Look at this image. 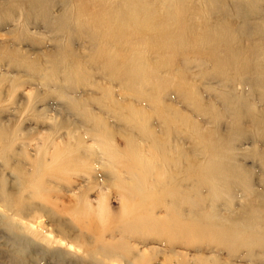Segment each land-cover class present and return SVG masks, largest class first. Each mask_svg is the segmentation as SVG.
<instances>
[{
    "label": "rangeland",
    "instance_id": "374dc122",
    "mask_svg": "<svg viewBox=\"0 0 264 264\" xmlns=\"http://www.w3.org/2000/svg\"><path fill=\"white\" fill-rule=\"evenodd\" d=\"M193 1L208 16L229 10L221 0H0V264L248 263L227 242L245 236L247 193L208 167L235 165L264 196V84L227 77L196 46L149 38L159 26L132 21L151 5L169 27L174 6L202 34ZM240 16V43L264 44V22ZM118 18L128 39L116 38ZM112 71L144 77L155 98Z\"/></svg>",
    "mask_w": 264,
    "mask_h": 264
},
{
    "label": "bare ground",
    "instance_id": "6f19581e",
    "mask_svg": "<svg viewBox=\"0 0 264 264\" xmlns=\"http://www.w3.org/2000/svg\"><path fill=\"white\" fill-rule=\"evenodd\" d=\"M140 1H143V0H140ZM218 1L220 0H211V2L209 3V6L205 8L210 9L211 5ZM256 1L258 0H223V1L221 0L222 2L221 7L223 8L224 6H227L229 7V10L223 11V9H219L216 12V14H210L209 16L205 15L204 12H202L203 7L201 6L199 2L195 3V1H193L192 10L195 11L196 9L197 12L200 14L201 18H203L204 20L208 22V26L205 28L202 34L198 33L199 23L191 21L189 18H186V16H181L180 13H177L174 6H172V8L170 9L172 11H170V13L168 14H171L173 17H175L176 20L171 25H169V27L167 26L166 17L164 16L165 14H155L156 9L154 11L151 5H148L147 7H145L148 10V11L145 10L147 11V13H149L148 15L152 14L151 17L148 16L147 20L138 19L136 21L134 18V20L132 19V21L135 23V25L139 29L145 26L146 24L148 25L149 23L150 24L154 23L155 25L159 26L156 33L148 34L149 38H156L158 36L161 38L163 37L161 33H166L177 41L183 40V42H180L182 45L177 44L178 46H182V47L196 46L197 47L195 51L196 56L198 58H202V57L206 58L211 63V66L214 69L222 70L223 72H225V74H227V77H232L236 75L239 76L240 74L254 73L261 79V83L264 84V51H263L264 44L252 42L251 40H254L253 38L254 36L250 38V40L248 41V44H241L240 43L241 42L240 41L241 32H239L238 30L236 31L237 21L240 20L238 19V16L241 15L239 14L240 8L245 9L247 7L248 9H250V6L254 4V2ZM262 1L264 3V0ZM233 2L235 3V6L231 8V5L233 4ZM132 6L135 7V5H132ZM136 8H137V5H136ZM136 8L134 9L137 10ZM145 8H142V9H145ZM250 10L249 11L247 10L239 18L242 19L243 16L245 17L246 15H248L249 19L258 18L262 22H264V8L263 10H261L262 12L260 14H256ZM237 11H238V14H236ZM134 12L136 14V11ZM188 12L189 10L186 11V14H188ZM189 13H190L189 15H193L192 12H189ZM243 20L246 21L245 19ZM120 21L122 20L114 22V24L111 25L112 28L116 29V32H117L116 38L123 39L126 37H130L129 35L122 34L118 30V28H120L119 27ZM176 47H172V50L175 51V53L178 52V50L175 49ZM204 47L205 49L202 50L201 48H204ZM218 51H220L222 54L217 55ZM177 56H178V53H177ZM131 59H132V62L129 65V68L134 67V66L136 67L135 59L133 58ZM112 75L124 77L123 80L126 85L133 86L134 84H137L138 86L142 88V93L144 96L146 97L152 96L153 98H155L153 95L155 93L151 92V89H149V85H150L149 81L145 79L144 77H140V76L133 77V76L127 75V73L125 72L122 73V72H116V71H112ZM181 86L184 87L183 85ZM140 115H142V113H140ZM147 118H150V116ZM177 119L181 121L182 123H185L191 126V128L193 127V124L189 122L187 117L177 116ZM257 128L258 129L264 128V126L259 125ZM262 132L264 133V129L262 130ZM146 138L149 141V144L152 148V152H155L156 154H159L160 156L163 155V152L166 149V147H164L165 141L163 139L161 140L160 138L156 139V137L155 136L153 137L152 135H150V133L147 134ZM216 140L222 141V138L217 137ZM190 162L192 163V161ZM189 168L191 170L192 169L196 170V165L191 166ZM208 171L213 172L215 177L221 180L222 183L226 187L236 188L239 186V187H242L246 191L247 197L250 203H248V205L245 207L244 212L242 213L239 219L240 222L238 223V226H237L239 227L241 233L242 234L244 233L245 236L241 238V237H238V234L240 232H236V231H234L235 233L230 232L228 234L229 237L227 239V242L231 244L235 243V247H234L235 249H238L236 248V246L246 248L244 251L245 252L244 255L238 257L239 259H242L243 262L247 258H249L248 263H244V264L261 263L259 260L260 256L253 253L254 248H251V246L256 245V248L260 253L264 251V196H260V195L255 196L254 194L251 193L250 187H249V184L251 181L250 175L246 173L238 172V167H236L235 165H230L227 163H224V164L218 163V165H210V167H208ZM205 218L209 219L210 215L207 214ZM258 224L260 227L258 226L259 228L255 230ZM198 230L199 232L201 231L204 233L203 228L201 230L200 229ZM262 257L263 256H261V258Z\"/></svg>",
    "mask_w": 264,
    "mask_h": 264
}]
</instances>
